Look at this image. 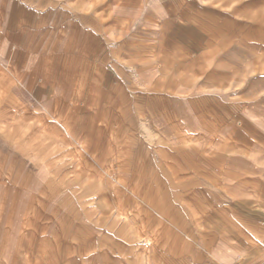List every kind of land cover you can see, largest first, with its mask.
I'll return each mask as SVG.
<instances>
[{
	"label": "crops",
	"instance_id": "0c3cea01",
	"mask_svg": "<svg viewBox=\"0 0 264 264\" xmlns=\"http://www.w3.org/2000/svg\"><path fill=\"white\" fill-rule=\"evenodd\" d=\"M202 1L0 0V93L8 78L21 105L62 104L88 119L135 86L172 89L197 115L193 102L234 88L221 109L204 110L216 128L214 205L195 243L158 229L149 264H264V84L247 78L264 69L261 49L227 29L231 0Z\"/></svg>",
	"mask_w": 264,
	"mask_h": 264
},
{
	"label": "rangeland",
	"instance_id": "374dc122",
	"mask_svg": "<svg viewBox=\"0 0 264 264\" xmlns=\"http://www.w3.org/2000/svg\"><path fill=\"white\" fill-rule=\"evenodd\" d=\"M230 15L227 29L243 31L236 40L258 46L264 62V0H231ZM248 70L264 84V69ZM1 91L0 264H110L127 255L149 264L165 228L195 243L217 190L216 128L204 125V110L221 109L234 88L193 102L197 115L172 89L135 86L113 112L88 119L62 104L21 105L8 78Z\"/></svg>",
	"mask_w": 264,
	"mask_h": 264
}]
</instances>
